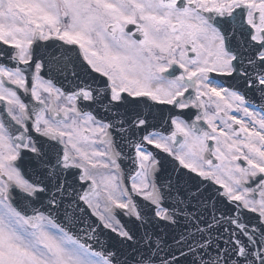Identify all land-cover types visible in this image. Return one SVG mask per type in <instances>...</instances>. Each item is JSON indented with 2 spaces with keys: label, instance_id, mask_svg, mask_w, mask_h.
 I'll return each mask as SVG.
<instances>
[{
  "label": "snow or ice",
  "instance_id": "1",
  "mask_svg": "<svg viewBox=\"0 0 264 264\" xmlns=\"http://www.w3.org/2000/svg\"><path fill=\"white\" fill-rule=\"evenodd\" d=\"M0 264H264V0H0Z\"/></svg>",
  "mask_w": 264,
  "mask_h": 264
}]
</instances>
